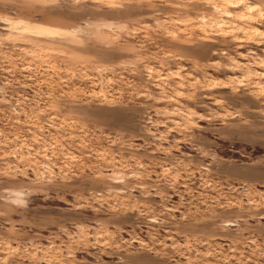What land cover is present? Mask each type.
<instances>
[{"label": "rangeland", "instance_id": "rangeland-1", "mask_svg": "<svg viewBox=\"0 0 264 264\" xmlns=\"http://www.w3.org/2000/svg\"><path fill=\"white\" fill-rule=\"evenodd\" d=\"M0 264H264V0H0Z\"/></svg>", "mask_w": 264, "mask_h": 264}, {"label": "bare ground", "instance_id": "bare-ground-1", "mask_svg": "<svg viewBox=\"0 0 264 264\" xmlns=\"http://www.w3.org/2000/svg\"><path fill=\"white\" fill-rule=\"evenodd\" d=\"M233 6V5H232Z\"/></svg>", "mask_w": 264, "mask_h": 264}]
</instances>
